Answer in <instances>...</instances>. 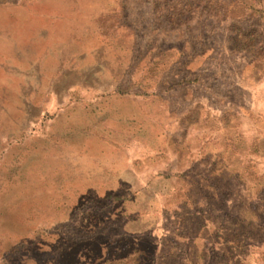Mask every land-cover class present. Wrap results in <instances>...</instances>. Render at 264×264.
Masks as SVG:
<instances>
[{"label":"rangeland","instance_id":"rangeland-1","mask_svg":"<svg viewBox=\"0 0 264 264\" xmlns=\"http://www.w3.org/2000/svg\"><path fill=\"white\" fill-rule=\"evenodd\" d=\"M0 8L9 10L0 13V87L17 120L0 125V264H86L109 244L83 237L79 194L57 200L35 189L58 162L25 157L23 104L45 97V120L63 103L65 119L119 142L121 152L83 139L106 149L116 170L126 152L160 192L159 230L200 235L178 264H264V0H0ZM24 33L32 47H7L6 35ZM112 241L114 250L137 248ZM146 241L147 254L122 261H152ZM36 243L52 255L34 254Z\"/></svg>","mask_w":264,"mask_h":264},{"label":"crops","instance_id":"crops-1","mask_svg":"<svg viewBox=\"0 0 264 264\" xmlns=\"http://www.w3.org/2000/svg\"><path fill=\"white\" fill-rule=\"evenodd\" d=\"M2 11L6 13L9 10L0 8V13ZM6 40H8L7 47L14 48L12 49L14 52L18 45L32 47L34 44V36L28 33L19 36L9 34L6 35ZM32 94L28 93L31 96ZM48 94L47 91L45 95ZM8 96L9 92L0 87V125L7 123L16 126L17 120L12 117L11 113V111L15 112L16 107L13 106L11 97ZM48 101L49 98L45 97L37 106L26 102L23 104L24 110L30 112V117L25 120L24 125L26 130L24 155L27 159L35 156L36 153L55 158V161L58 162L57 169L51 167L53 172L46 173L47 176L38 182V188L35 189L44 191L48 196L57 200L63 198L66 192L73 191L79 194V199L84 198L77 207L84 213V219L81 221L84 226L80 225L81 227H79L83 237L90 240L105 238L109 241V244L107 241L99 243V256L93 257L86 264H140L138 262H123L122 259L129 257L135 251L140 255L147 254L141 247V244L144 243H141L143 239H148L145 243L153 246V251L150 254L152 261L150 260L147 264L181 263L180 256L190 253L189 249L193 245L192 240L199 234L194 235L190 231L181 232L177 229L159 230L160 224L163 222L162 216H165L160 192L140 179L139 174L130 166L126 152L125 168L116 170L110 162H106V149L102 152L94 150L89 145L86 148L84 145L86 141L83 139L86 134L90 138L88 140L95 143L96 146L99 144V147L109 145L120 149L121 152V146L115 144L119 142L112 136L101 132L99 126L92 127L93 129H90L91 131L88 133L82 130L74 116L65 119L63 103H56L58 111L56 118L45 120L44 117L51 105ZM34 127H40V132L33 131ZM9 132L3 136L6 140L13 136L11 131ZM38 140L40 145L35 146L34 141ZM107 150L109 153L112 152L110 149ZM58 206L56 205L55 208ZM48 213L52 216L58 212L49 211ZM220 233H217L216 236L221 235L224 238V235ZM112 239L131 240V244L137 248L131 253L119 249L114 250L110 247L116 243ZM43 248V245L36 243L32 251L36 255H52V251L43 250ZM232 249L234 250V247ZM113 253L119 254V260H121L116 262L115 259L116 261H114ZM5 254V252H0V259ZM43 263L35 258L31 259V264ZM44 264L55 263L49 260Z\"/></svg>","mask_w":264,"mask_h":264}]
</instances>
